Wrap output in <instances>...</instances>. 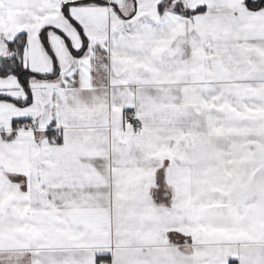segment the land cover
Instances as JSON below:
<instances>
[{
	"label": "snow or ice",
	"instance_id": "obj_1",
	"mask_svg": "<svg viewBox=\"0 0 264 264\" xmlns=\"http://www.w3.org/2000/svg\"><path fill=\"white\" fill-rule=\"evenodd\" d=\"M0 264H264V0H0Z\"/></svg>",
	"mask_w": 264,
	"mask_h": 264
}]
</instances>
